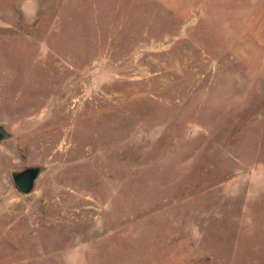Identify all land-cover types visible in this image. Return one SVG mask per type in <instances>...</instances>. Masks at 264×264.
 Here are the masks:
<instances>
[{"label": "rangeland", "instance_id": "374dc122", "mask_svg": "<svg viewBox=\"0 0 264 264\" xmlns=\"http://www.w3.org/2000/svg\"><path fill=\"white\" fill-rule=\"evenodd\" d=\"M0 125V264H264V0H0Z\"/></svg>", "mask_w": 264, "mask_h": 264}, {"label": "water", "instance_id": "95a60500", "mask_svg": "<svg viewBox=\"0 0 264 264\" xmlns=\"http://www.w3.org/2000/svg\"><path fill=\"white\" fill-rule=\"evenodd\" d=\"M9 134L0 125V142L7 139ZM41 168L38 166L28 167L21 171L11 172L10 177L17 191L26 195L31 192L35 180L38 178Z\"/></svg>", "mask_w": 264, "mask_h": 264}]
</instances>
